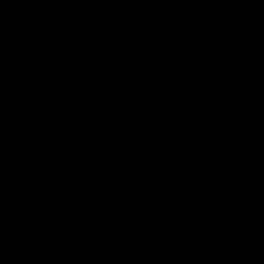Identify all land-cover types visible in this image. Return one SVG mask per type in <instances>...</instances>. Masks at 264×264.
I'll return each instance as SVG.
<instances>
[{
    "label": "water",
    "instance_id": "1",
    "mask_svg": "<svg viewBox=\"0 0 264 264\" xmlns=\"http://www.w3.org/2000/svg\"><path fill=\"white\" fill-rule=\"evenodd\" d=\"M0 264H264V0H0Z\"/></svg>",
    "mask_w": 264,
    "mask_h": 264
}]
</instances>
